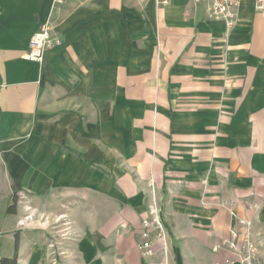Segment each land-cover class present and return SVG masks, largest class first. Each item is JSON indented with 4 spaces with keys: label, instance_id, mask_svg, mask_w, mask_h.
Masks as SVG:
<instances>
[{
    "label": "crops",
    "instance_id": "obj_1",
    "mask_svg": "<svg viewBox=\"0 0 264 264\" xmlns=\"http://www.w3.org/2000/svg\"><path fill=\"white\" fill-rule=\"evenodd\" d=\"M197 0H0V258L214 264L252 222L264 264V15ZM56 41L28 59L42 23ZM155 197L169 236L142 247ZM64 218L20 228L23 200ZM21 200V201H20ZM14 216V217H13ZM167 244V249H164Z\"/></svg>",
    "mask_w": 264,
    "mask_h": 264
},
{
    "label": "built area",
    "instance_id": "obj_2",
    "mask_svg": "<svg viewBox=\"0 0 264 264\" xmlns=\"http://www.w3.org/2000/svg\"><path fill=\"white\" fill-rule=\"evenodd\" d=\"M63 1V0H58ZM207 2V12L212 18L225 20L228 27H233L236 22V9L240 6L241 0H197ZM254 6L257 11L264 15V0H255ZM56 37L53 27L50 23L44 22L41 24L39 30L30 39L26 57L33 61H42L45 57L46 51L55 43ZM154 180H150V188L152 199L148 205V213L142 219L141 225L143 227L141 235V243L144 253L147 256L157 254L158 250L155 248V242L165 240L169 236L168 228L165 226L162 219V206L159 199L155 197ZM243 224V240L238 241L239 233L234 230L231 238L220 240L217 245L213 247V251L223 254L214 261V264H257L256 256L258 253V245L254 239L252 222L248 219H239ZM164 249H167V244H164ZM51 256L53 257V264H59V252L52 249Z\"/></svg>",
    "mask_w": 264,
    "mask_h": 264
},
{
    "label": "rangeland",
    "instance_id": "obj_3",
    "mask_svg": "<svg viewBox=\"0 0 264 264\" xmlns=\"http://www.w3.org/2000/svg\"><path fill=\"white\" fill-rule=\"evenodd\" d=\"M19 199H22L24 202V210L21 216L17 214L14 218H16V224H20V228H25V227H39L44 230L46 237H48V245L49 247L56 246L54 240V233L56 231V226H61L60 223L63 221L65 222L64 218L60 219L61 221L58 223V219L54 217L53 213L42 211L39 209H36L35 206L33 205L32 201H29L28 197H24L21 195V193L18 194L17 192V201ZM21 201V200H20ZM5 216L4 212L0 213V218H3ZM0 228H3V225H0ZM52 251V250H51ZM50 251V253H51ZM49 253V258L48 261L50 264H53V256H51ZM58 263L59 264H64L63 262V257L61 258L59 256L58 258Z\"/></svg>",
    "mask_w": 264,
    "mask_h": 264
},
{
    "label": "trees",
    "instance_id": "obj_4",
    "mask_svg": "<svg viewBox=\"0 0 264 264\" xmlns=\"http://www.w3.org/2000/svg\"><path fill=\"white\" fill-rule=\"evenodd\" d=\"M13 204H10L7 207V212H14L15 211V207H16V202H17V192L14 191L13 193ZM0 264H17V258L16 256L10 258V257H2L0 258Z\"/></svg>",
    "mask_w": 264,
    "mask_h": 264
}]
</instances>
